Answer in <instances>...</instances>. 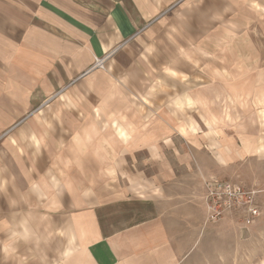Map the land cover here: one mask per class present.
<instances>
[{
  "label": "crops",
  "instance_id": "0c3cea01",
  "mask_svg": "<svg viewBox=\"0 0 264 264\" xmlns=\"http://www.w3.org/2000/svg\"><path fill=\"white\" fill-rule=\"evenodd\" d=\"M139 46L165 73L147 96ZM168 72L201 124L149 97ZM209 177L264 205V0H0V237L22 264H264V212L206 221Z\"/></svg>",
  "mask_w": 264,
  "mask_h": 264
},
{
  "label": "rangeland",
  "instance_id": "374dc122",
  "mask_svg": "<svg viewBox=\"0 0 264 264\" xmlns=\"http://www.w3.org/2000/svg\"><path fill=\"white\" fill-rule=\"evenodd\" d=\"M147 52L146 49H143V47L139 46L136 47V51H130V50H126V54L123 64L125 66V69H128L130 67L133 66V68L136 71V75H140V80L134 76V81L135 82H140L143 88V91H141V96H147V95H143L144 91H149V83L153 81V83H155V81L158 79L160 80H165L164 75L165 73L163 72L164 69L161 68L160 65H158L156 71H157V78L156 79H149L148 77H146L144 75V69L147 71L148 67L147 66H143L144 62H139V59L143 58V54H145ZM142 57V58H141ZM161 76V77H160ZM160 77V79H159ZM167 82H168V95H166L163 90L164 87L162 88L160 85H157V87H154L153 91H152V95H148L149 97H151L153 100H157L159 101V98H163L162 101L164 102L165 98H166V102H168V115H170L172 118H174L176 120V122L179 124H181L180 121H183L188 119L190 123H194L195 121L197 122H201L200 121V115L197 112V110L195 109H190L195 107L196 105V100L194 98H192L190 95H184L183 97H175L176 96V91L181 90L182 88H184V85H191V84H196V80L195 79H187L186 81H182L181 78L176 77V76H171V74L168 72V77H167ZM137 96V95H136ZM139 96V95H138ZM175 97V99L173 100V98ZM156 98V99H155ZM186 98H188V105H189V109L185 108V109H179L177 107L181 106V103L184 105L185 101L187 102ZM173 100V104H171V101ZM226 106L224 105V107H222L224 110H222V113L225 115V117L230 116L232 108H225ZM207 124H210L208 121H206ZM201 124V123H200ZM203 128V127H202ZM196 129V128H195ZM209 139V138H208ZM211 140V139H209ZM241 168L239 170L238 173H234V179L236 178L238 181H241L243 183V179H244V169L243 167H239ZM213 177H209L207 179H211ZM233 182V181H232ZM238 183L240 185H243L244 188L248 189V190H254L256 191V204L257 206L260 208V215H262V213L264 212V205L262 204L260 198H259V191L257 189L254 188H250V187H246L244 184H241L239 182H235ZM203 185V183H202ZM234 212H238L241 213L240 211H234ZM233 212H231L230 214H232ZM228 214V215H230ZM243 215V213H241ZM227 216V215H226ZM225 217V216H224ZM11 239L6 240L4 237L1 238L0 237V264H22L21 259L18 257L17 254L12 253V250L9 248L10 246V241ZM257 241L261 242L263 245L262 247H264V237L263 238H258L256 239Z\"/></svg>",
  "mask_w": 264,
  "mask_h": 264
},
{
  "label": "built area",
  "instance_id": "2783aa9c",
  "mask_svg": "<svg viewBox=\"0 0 264 264\" xmlns=\"http://www.w3.org/2000/svg\"><path fill=\"white\" fill-rule=\"evenodd\" d=\"M180 0H177V2ZM103 59L96 62L101 66ZM256 191L248 190L230 180L211 178L203 180L201 201L206 221L216 222L234 211H240L244 227L251 225L260 215L256 204Z\"/></svg>",
  "mask_w": 264,
  "mask_h": 264
}]
</instances>
